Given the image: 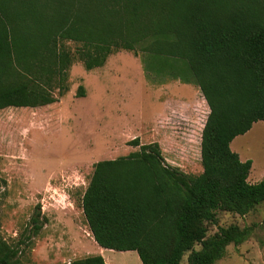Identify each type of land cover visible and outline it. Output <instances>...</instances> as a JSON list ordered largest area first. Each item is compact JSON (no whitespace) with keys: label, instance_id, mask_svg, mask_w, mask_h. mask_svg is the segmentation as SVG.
<instances>
[{"label":"trees","instance_id":"1","mask_svg":"<svg viewBox=\"0 0 264 264\" xmlns=\"http://www.w3.org/2000/svg\"><path fill=\"white\" fill-rule=\"evenodd\" d=\"M120 49L142 51L161 81L200 87L210 107L203 171L186 173L159 142L136 138L139 150L95 164L82 199L89 227L102 247L135 250L143 264H182L188 252L187 264H217L258 223L213 234L209 224L264 203V178L251 183L253 161L231 147L264 121V0H0V110L59 101L77 60L91 70ZM32 222L39 228V216ZM0 264H30L1 233ZM66 264L107 263L94 254Z\"/></svg>","mask_w":264,"mask_h":264},{"label":"rangeland","instance_id":"2","mask_svg":"<svg viewBox=\"0 0 264 264\" xmlns=\"http://www.w3.org/2000/svg\"><path fill=\"white\" fill-rule=\"evenodd\" d=\"M72 47L77 45L72 42ZM144 58L142 51L120 49L91 70L77 60L70 91L59 101L0 110V177L7 182L0 189V233L11 244L20 243L24 262L66 264L104 252L89 227L83 195L95 164L139 150L136 138L141 144L156 141L153 134L162 127L169 142L166 151L161 147L165 156L172 153L174 165L166 161L189 174L203 171L202 132L210 112L203 92L192 83L196 98L189 103L184 83L161 81L146 70ZM80 85L84 96H79ZM187 128L194 129L193 147L181 152L173 133L184 136L181 131ZM246 134L239 140L244 141L242 152L254 161L256 177L264 169V121L255 122ZM34 216H39V228ZM232 223L258 226L244 243L229 245L217 264H264V203L244 217L220 211L209 234ZM115 251L110 264H143L135 250Z\"/></svg>","mask_w":264,"mask_h":264},{"label":"crops","instance_id":"3","mask_svg":"<svg viewBox=\"0 0 264 264\" xmlns=\"http://www.w3.org/2000/svg\"><path fill=\"white\" fill-rule=\"evenodd\" d=\"M184 85V87L186 88V89H188V96L189 97H187V100H188V102L189 103H192V102H194L195 101V98H196V91L194 90V88L192 87V83H184L183 84ZM182 86V85H181ZM180 86V87H181ZM190 92L192 93V95L190 96L189 94H190ZM177 121H175V123H176ZM178 122H180L181 123V121H178ZM254 125V124H253ZM193 126V125H192ZM175 127H177V128H179V127H181V126H179V125H176ZM253 127V126H252ZM155 128V127H154ZM188 129V128H187ZM193 131H194V129L193 128H190V129H188V130H186V131H181V133H183L184 134V136L183 135H181L180 134V131H176V132H174L173 133V139H174V145L177 147V150L178 151H181V152H184V150H189V147L190 148H192L193 147V143L191 142V141H193ZM251 131H253V130H251ZM251 131L249 132V133H251ZM247 133V132H246ZM245 133V134H246ZM248 133V134H249ZM167 132H166V130L165 129H162V127H161V129H157V132L156 133H154L153 135H154V137H157V140H156V142H159L160 143V145H162L163 146V150H165L166 151V148H164V144L165 145H167V143L169 142V140L168 139H166V137H167ZM248 134H246V136L248 135ZM242 135H244V134H241V135H239V136H237L233 141H232V143H231V147H232V149L235 151V152H237L238 154H239V156H240V158L243 160V161H246V160H248V159H251V158H248V156H246V154H244V152H242L243 150H244V148H243V146H242V144H243V142L244 141H240L239 139H241V136ZM182 137L184 138V140H185V142H183V140H182ZM166 140H168V141H166ZM152 142H154V141H152ZM171 152H173V151H171ZM164 154V153H163ZM166 154V153H165ZM165 156V155H164ZM172 153H167L166 154V156H165V159L168 161V162H170V164H172V165H174V161L172 160ZM252 161H253V159H251ZM253 169H254V161H253V165H252V169H251V172H250V175H249V178H248V180L251 182V183H257V182H259V181H261L263 178H264V169L261 171V173L258 175V176H256V177H254V175H253ZM100 245V244H99ZM101 246V245H100ZM103 250H104V252L103 253H99V254H102L103 256H104V258H105V260H106V263L107 264H110L113 260V257H112V254H114L116 251L115 250H113V249H108V248H104L103 247ZM131 251H133V250H130V251H128V252H131ZM106 252H109V255H108V258L105 256V253ZM108 259V260H107ZM112 260V261H111Z\"/></svg>","mask_w":264,"mask_h":264}]
</instances>
